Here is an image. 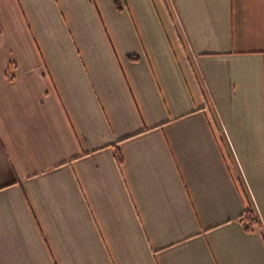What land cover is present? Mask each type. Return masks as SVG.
Wrapping results in <instances>:
<instances>
[{"label":"crops","instance_id":"obj_1","mask_svg":"<svg viewBox=\"0 0 264 264\" xmlns=\"http://www.w3.org/2000/svg\"><path fill=\"white\" fill-rule=\"evenodd\" d=\"M0 34V264H264V0H0Z\"/></svg>","mask_w":264,"mask_h":264},{"label":"trees","instance_id":"obj_2","mask_svg":"<svg viewBox=\"0 0 264 264\" xmlns=\"http://www.w3.org/2000/svg\"><path fill=\"white\" fill-rule=\"evenodd\" d=\"M116 5L117 8H120V4L118 2L116 3ZM0 38H1V34H0ZM128 58L130 60H138L139 56L137 54H129ZM9 77L11 79L14 78L13 75ZM116 158L118 163L122 165L124 162V156L118 147H116ZM239 221L247 232L264 231V224L261 218L252 208H247V210L243 213V215H241Z\"/></svg>","mask_w":264,"mask_h":264},{"label":"built area","instance_id":"obj_3","mask_svg":"<svg viewBox=\"0 0 264 264\" xmlns=\"http://www.w3.org/2000/svg\"><path fill=\"white\" fill-rule=\"evenodd\" d=\"M263 221V224H264V220H262Z\"/></svg>","mask_w":264,"mask_h":264}]
</instances>
